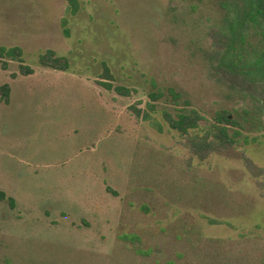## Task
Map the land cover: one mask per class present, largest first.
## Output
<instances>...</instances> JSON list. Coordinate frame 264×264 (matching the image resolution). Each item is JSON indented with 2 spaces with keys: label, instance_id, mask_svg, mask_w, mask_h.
<instances>
[{
  "label": "rangeland",
  "instance_id": "rangeland-1",
  "mask_svg": "<svg viewBox=\"0 0 264 264\" xmlns=\"http://www.w3.org/2000/svg\"><path fill=\"white\" fill-rule=\"evenodd\" d=\"M79 2L71 16L67 0H0V45L22 47L34 68L23 76L17 62L5 70L0 62V85L10 84L9 103L0 101V190L15 200L14 208L0 201V264H263L264 185L242 152L264 167V136L199 161L175 131L160 133L129 110L143 105L151 79L207 117L245 102L166 27L169 0ZM180 3L196 5L188 15L198 24L241 17L249 0ZM47 48L70 68L40 66ZM240 48L263 62L264 24ZM102 61L137 93L99 86Z\"/></svg>",
  "mask_w": 264,
  "mask_h": 264
},
{
  "label": "trees",
  "instance_id": "trees-1",
  "mask_svg": "<svg viewBox=\"0 0 264 264\" xmlns=\"http://www.w3.org/2000/svg\"><path fill=\"white\" fill-rule=\"evenodd\" d=\"M185 1L187 0H169L166 27L169 30L176 29L177 39L184 47L199 52L207 75L221 90L229 97L242 98L245 103L231 108L220 106L207 117L201 108L194 106L189 98L183 97L176 87L159 85L155 79H151L143 105L140 106L141 101H138L130 105L129 110L137 119L147 122L160 133L175 131L183 145L199 161H204L215 152L256 142L259 136H264V60H249L240 48L243 34L255 24H264V0H249L241 17L238 12H234L228 13L221 21L198 24L191 23L188 15L190 11L196 10V5L180 7V2ZM79 9V0H67L66 15H76ZM60 23L63 35L69 37L68 17H61ZM185 29L188 34L184 33ZM182 33L185 41L180 39ZM9 61L18 63V72L23 76L34 73V68L24 61L22 47L0 45L1 68L7 69ZM37 62L42 67L56 71L70 68L68 57L57 54L52 48L40 53ZM14 76L15 74H11V77ZM115 81L111 68L102 61L101 72L96 81L99 86L122 97H131L137 93L136 88ZM9 97L10 84L5 82L0 85V101L8 104ZM242 157L245 169L259 186L264 185V167L255 164L244 152ZM5 200L14 208L15 200L0 190V201ZM205 218L209 224L223 223L231 226L227 221ZM260 261L264 264V254Z\"/></svg>",
  "mask_w": 264,
  "mask_h": 264
}]
</instances>
